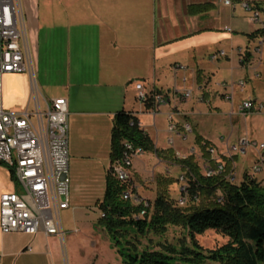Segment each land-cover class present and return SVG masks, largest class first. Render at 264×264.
Listing matches in <instances>:
<instances>
[{
    "label": "crops",
    "instance_id": "crops-1",
    "mask_svg": "<svg viewBox=\"0 0 264 264\" xmlns=\"http://www.w3.org/2000/svg\"><path fill=\"white\" fill-rule=\"evenodd\" d=\"M254 2L262 1L23 0L36 63V84L39 89L57 88L60 91L52 100L64 98L68 102L70 163L72 156L73 160L87 158L92 164L101 162L99 173L93 165L89 167L92 179L89 186L106 190L112 164L113 119L119 111L134 114L156 150H171L177 159H182L180 154L187 149L191 156L198 152L196 146L203 152L198 137L203 143H214L208 123L212 117H224L227 112L219 107L207 109V106H212V100L215 105L216 98L231 103L232 123H235L233 117H242L238 113L239 105L250 99L259 101L251 97L241 98L235 111V100L238 93L242 95L245 92V84L240 87L233 83L229 87L224 83V91L217 89V92L210 74L199 68L201 58L207 54L212 61L224 58L231 64V58L219 47L224 44L236 47L235 39L239 35L248 40V46L238 48L240 65L249 69L258 64L260 39H249L256 29L249 32L232 29L233 25L239 24L235 20L237 8L241 6L250 12L249 9L259 8ZM194 6H205L206 11L190 14L189 8ZM259 50L262 51L261 59H264V47ZM212 51L215 52L209 54ZM258 65L263 67L260 62ZM231 72L238 74L239 70L232 66ZM137 83L143 84L152 108L147 109L146 101L138 99ZM228 88H231V93ZM186 92L191 93L190 98L182 99ZM193 92L195 99L190 102ZM30 97L31 79L28 75L11 74L3 78L2 99L6 110L23 111ZM138 101L142 104L139 105ZM137 104L138 107H134ZM261 113L255 112L244 119ZM169 115H172L171 121ZM158 116L167 118V133L172 136H168L167 145L159 139ZM189 122L195 127V133H185V126H191ZM171 123L176 126L174 131L170 130ZM242 139L245 140L241 138L239 142ZM190 140L193 147L189 149L183 143ZM102 147L104 151L101 153ZM212 149H209V155ZM145 153L152 154L154 158L151 159V169L143 166V171H140L132 165L131 179L143 178L148 173L152 176L162 174L160 171L164 164L176 163L169 155L160 159L155 152H144L143 155ZM208 160L211 164L205 168L216 167L217 164H223L225 169L230 166L229 160H216L211 155ZM235 164L232 171L237 180ZM14 187L12 172L0 165V198L4 193L16 191ZM58 242H61L58 237L46 236L43 232L34 236L22 232L4 233L0 227V264H69L66 250L62 254L54 253L53 248ZM62 255L66 259L64 263Z\"/></svg>",
    "mask_w": 264,
    "mask_h": 264
},
{
    "label": "trees",
    "instance_id": "trees-1",
    "mask_svg": "<svg viewBox=\"0 0 264 264\" xmlns=\"http://www.w3.org/2000/svg\"><path fill=\"white\" fill-rule=\"evenodd\" d=\"M253 4L264 7V1ZM205 11V6L189 8L190 14ZM261 38H264V29L249 35L251 40ZM145 101L147 109L153 107L149 100ZM197 140L205 157L209 158L211 145L203 143L199 137ZM126 144H131L135 149L141 148L144 152H155L160 159L169 155L180 165L185 172V182L178 181L181 186L186 185L187 190H181L179 199L185 197L187 201L186 206L182 207L178 204L179 199L169 196L163 185L174 182L167 178L158 180V186L162 187L149 206L125 200L122 194L135 189L130 183L115 180L109 169L103 200L98 204L104 215L100 223L124 259V264L264 263V186L261 182L248 172L241 183L236 184V180L226 178L229 167L221 175L207 177L193 156L177 159L171 150H156L134 114L119 111L113 119L112 162L123 157ZM188 204L192 207H188ZM169 226L181 228L189 243L184 240L176 246L163 244L155 250L143 247L139 242V237L146 238L149 234L163 236ZM208 231L218 232L228 239L227 243L213 250L202 248L197 236Z\"/></svg>",
    "mask_w": 264,
    "mask_h": 264
},
{
    "label": "built area",
    "instance_id": "built-area-1",
    "mask_svg": "<svg viewBox=\"0 0 264 264\" xmlns=\"http://www.w3.org/2000/svg\"><path fill=\"white\" fill-rule=\"evenodd\" d=\"M249 10L250 21L261 24V29H264V7ZM263 47L264 38H261L258 52ZM11 74H26L31 79L30 102L21 112L8 111L3 105V78ZM35 74L36 63L23 0H0V164L12 172L17 187L16 191L1 195L0 227L4 233L22 232L34 236L43 232L46 236L58 237L64 243L61 215L70 206L68 102L64 98L52 101L44 99L36 84ZM239 85L243 87L244 83L240 82ZM136 90L139 100H147L143 84L137 83ZM190 96V92L183 95L185 99ZM159 100L163 101L160 97ZM263 111L264 100L250 99L238 107V113L243 118ZM169 120H172V115H169ZM175 128V124L171 123L170 130L174 131ZM185 132H192V127L186 125ZM249 147V141L241 140L231 149L246 154ZM260 149H264V144ZM210 152L214 153V150ZM143 153L141 148L135 149L131 144H126L123 157L110 166L111 176L118 182L130 183L133 160ZM263 167L264 155L259 158L253 173H259ZM204 172L207 177L221 175L225 172V166L217 164L216 167L205 168ZM226 178L234 181L235 173L231 171ZM180 180L185 182L183 176ZM181 190H187L186 185ZM122 196L133 203H143L130 191ZM186 201L182 197L178 204L183 207ZM145 205L148 206V203Z\"/></svg>",
    "mask_w": 264,
    "mask_h": 264
},
{
    "label": "rangeland",
    "instance_id": "rangeland-1",
    "mask_svg": "<svg viewBox=\"0 0 264 264\" xmlns=\"http://www.w3.org/2000/svg\"><path fill=\"white\" fill-rule=\"evenodd\" d=\"M250 16L251 12H248L246 9L239 6L235 13V20L239 24L236 27L233 25L232 29H238L239 31L245 32L259 29L261 24L253 23L250 20V22H248ZM235 41H237L238 44L236 47L234 46L231 48L227 44L219 47L220 51H225L231 58V64L224 58L212 61L207 54L201 58L199 68L203 69L207 74H210L209 78L217 92L218 90L220 92L221 90L224 91L222 88L224 83H227L229 87H231L233 83L239 85L240 82H243L245 84V92L242 95L238 93L235 100L236 111L237 106L241 103V98H256L259 102L264 100V59H261V51L259 52L258 57L260 58L259 62L263 64V67H260L258 62V64H256L258 67L254 64V66L249 69L243 68L239 63L238 48L243 49L245 46H248V40L245 36L239 35ZM253 47L254 46H252L251 49H253ZM215 51L209 52V54H213ZM232 66H235L236 69L239 70L238 74H235V72L232 74ZM39 90L43 98L48 101L54 99L60 91L57 88H49L47 90L42 88ZM227 91L230 93L232 92L231 88H228ZM195 95L196 94L194 93L190 102L195 99ZM181 97L182 99L184 98L183 95ZM216 99L218 106L215 105L212 100V106H207V109H209V107H212V109L219 107L222 111H226L227 113L224 117H212L208 123L214 142L211 143V148L214 150V153L210 152L211 158L216 160H229L228 162L230 163V166L228 168V173L233 170L234 164L236 163L235 172L238 175V179L235 181L236 184L241 183L244 175L249 172L264 186V167L259 173H253L254 167L258 163L259 158L264 155V149H260V146L264 144V111L258 116H252L247 119L239 116L233 117L235 123H232L230 117V112L232 111L231 103L223 102L219 98ZM138 104L140 105L142 103L138 101ZM138 104L134 107L137 108ZM157 122L159 130H161L159 139L163 145H167L168 136L170 135L167 133L169 130L167 118L158 116ZM191 122H189V124H191L192 131L195 133V127ZM150 133L151 136L154 137L153 132ZM170 137L172 136L170 135ZM241 138L250 142V147L247 149L246 154H240L239 152L236 153L231 149L234 145L238 144L239 139ZM174 139L177 141L175 137ZM188 142L183 144L190 149V147L193 146L190 145L191 140ZM255 144L257 146H255ZM196 150L198 152L196 154L194 153L192 156L200 166L201 172L204 173L205 167L211 163H209L208 158L205 157L204 152L197 149V146ZM103 151L104 148H100L99 152L102 153ZM190 156L188 149L185 153L180 154V158L182 159ZM72 157L69 172V177L71 179L70 209L63 212L61 215L63 228L66 232L65 244L58 242V245H56V248H53V251L55 254H62L66 250L67 261L69 264H124V259L112 245L109 234L100 223L102 212L98 208V204L102 202L105 190H98L97 187L89 186L92 184V179L90 178V172H88V169L93 165L92 167H96L97 173H99L98 167H102L99 164L101 162L92 164L87 158L73 160ZM152 158V154L145 153L141 158L133 160V166L140 171H143V166H147V168L149 167V169H151L150 163H153L151 162ZM152 160H154V158ZM171 163L172 164H164L162 171H160L162 174H155L152 176L151 173H148L144 174L143 178L137 176L134 179H131L130 184L135 190L129 191L134 195H137L144 204L148 203L149 206V203L152 204L154 202L157 193L162 187H158V180L166 177L168 181H173L174 183L172 185H166L165 183L163 188L167 189L168 194L172 199L178 200L182 188L181 183L179 184L180 181L178 180L184 175V172L180 165L173 162ZM14 190H17L16 185ZM198 202L200 203V201ZM187 206L192 207L190 204ZM184 240H186L185 242H187V244L189 243V239L185 238L183 230L175 226H169L167 232L163 236L149 234L146 238L139 237V242L142 243L143 247H150L155 250L160 249V246L163 244L175 246L180 245ZM197 240L200 246L207 250L217 249L228 241L227 238L216 231H208L203 235H198ZM63 255L62 262L64 263L66 262V259L63 258Z\"/></svg>",
    "mask_w": 264,
    "mask_h": 264
},
{
    "label": "water",
    "instance_id": "water-1",
    "mask_svg": "<svg viewBox=\"0 0 264 264\" xmlns=\"http://www.w3.org/2000/svg\"><path fill=\"white\" fill-rule=\"evenodd\" d=\"M64 177H66V175Z\"/></svg>",
    "mask_w": 264,
    "mask_h": 264
}]
</instances>
